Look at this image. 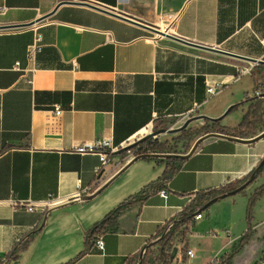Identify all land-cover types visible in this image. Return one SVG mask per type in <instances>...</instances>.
Returning a JSON list of instances; mask_svg holds the SVG:
<instances>
[{"label": "crops", "instance_id": "crops-1", "mask_svg": "<svg viewBox=\"0 0 264 264\" xmlns=\"http://www.w3.org/2000/svg\"><path fill=\"white\" fill-rule=\"evenodd\" d=\"M62 1L0 0V256L23 245L18 264L75 260L85 250L88 231L125 199L159 182L164 171L165 164L147 158L120 165L114 153L97 176L99 158L79 155L76 147L105 138L119 150L156 123L189 117L231 130L248 106L245 100L264 94V65L249 62L264 54V0ZM85 3L156 29L165 23L167 36ZM38 19L43 47L27 84L14 65L29 64L35 32L25 25ZM239 68L250 73L237 79ZM215 83L222 89L209 97L206 88ZM236 104L241 106L234 126L216 120ZM55 106L61 107L58 117ZM211 134L217 136L181 159L165 188L123 212L117 229L98 237L102 252L94 238L73 264H132L201 193L241 186L264 156V137L240 142ZM263 184L264 172L201 212L186 234L187 250L196 255L204 245L206 264L217 253L222 264L247 231L248 199ZM77 189L89 193L84 202L28 210ZM163 190L166 199L159 195ZM257 262H264V197L253 210L249 243L229 264Z\"/></svg>", "mask_w": 264, "mask_h": 264}, {"label": "trees", "instance_id": "trees-1", "mask_svg": "<svg viewBox=\"0 0 264 264\" xmlns=\"http://www.w3.org/2000/svg\"><path fill=\"white\" fill-rule=\"evenodd\" d=\"M245 102L248 103V106L244 111L240 122L234 129L227 130L225 128L220 127L218 123L214 122L210 126L209 130L206 127L201 128L202 135L209 133H219L237 139L248 140L253 139L259 134H261L264 131V101L262 98L253 97L247 98ZM240 106L241 104H236L230 107L229 113L237 110ZM132 149H136L137 152L136 157L134 159H137L139 156H142L144 154L145 158L154 160L155 156L153 155H164L166 153L164 144L157 143L156 141H145ZM189 149L190 145L187 146V151H189ZM181 162L182 161L178 159H166L165 163H163V161L158 162L159 164H165L164 171L159 182L150 183L135 195L128 197L123 202H121L115 209L105 215V217L100 222L96 223L87 233V236L85 238V250L80 253L76 259L82 257L87 252L89 242L92 239L115 231L117 229V220L123 212H125L134 205L143 204L153 193L165 188L169 180L180 169ZM263 171L264 166H262L258 170L254 180L259 177ZM253 172L254 170L247 175L243 182H246L251 177ZM234 189V185H229L218 190H209L201 193L195 203L183 209V211L171 221L172 227L170 228L169 232L166 233V235L162 236L163 230H161L155 236V238H158V241L155 244H158L159 242L161 243L157 251L158 255L160 256V259H156V257H151L150 254L152 253H149L148 255L142 258L140 264H155V262H159V264H162V262L163 264H168L170 261V253L173 249L172 242L174 236L179 235L181 241L185 242V235L188 233V229H190L194 225V217L196 214H198L201 208L213 198L228 193ZM262 197H264V184L257 188L249 197L245 211L247 231L240 239L238 246L230 253V255L222 259V264H229L233 256L249 243L252 233L253 210L256 206V203ZM23 248V245H20L18 247L15 246L7 255L6 264H18L19 254L23 250ZM185 252V248L183 247L180 250V253L183 255ZM75 260L67 264H73Z\"/></svg>", "mask_w": 264, "mask_h": 264}, {"label": "built area", "instance_id": "built-area-1", "mask_svg": "<svg viewBox=\"0 0 264 264\" xmlns=\"http://www.w3.org/2000/svg\"><path fill=\"white\" fill-rule=\"evenodd\" d=\"M3 9H0L2 11ZM32 30L35 32L34 40L31 45L28 46L27 48V59L29 64L25 68H20L19 63H16L14 65V69L18 72H20L21 77H24L26 79L27 84L32 83V75L34 72L37 70V66L35 65L36 58L38 54L42 50V37L38 32V29L41 27L40 22L34 23L31 25ZM165 33V32H164ZM263 47L264 44L262 43ZM260 61H264V54L259 59ZM250 73V69H237V74L236 78L240 79L244 77L245 75ZM222 89V84L221 83H215L212 85L207 86L206 88V93L209 97H214L217 95V93ZM53 114L58 117L61 115V107L60 106H55L53 108ZM149 133H151L149 131ZM148 134V133H147ZM145 134V135H147ZM144 135V136H145ZM143 137V136H142ZM157 136H152L150 139L146 141H155ZM117 149L113 148L110 141L105 138H98L93 140L92 142L89 143H83L76 147L74 150L77 154L79 155H87V154H92L96 155L99 158V165L95 169V175H100L103 173L105 168H107L110 164V159L112 155L115 153ZM149 154V153H148ZM145 158L144 154L142 156H139L137 159H142ZM132 158L131 160H133ZM89 193H85L84 191L81 192L79 189H77L72 195L65 197L62 200H52L48 199L42 203H39L35 207H28V210H33V209H39L42 212L46 211L47 209H50L52 207L64 204V203H70V202H84L85 198L88 197ZM159 195L161 198L166 199L168 197V193L166 191H160ZM201 213L196 214L194 217V221H197L201 218ZM172 224H168L165 229V233H168L169 229L171 228ZM95 247L99 251H103L104 249V244L101 238H97L95 241ZM148 248L149 247H144L141 251L142 257L146 256L148 253ZM185 257L189 260H192L195 258V252L192 250H187L185 252ZM221 261L220 254L217 253L214 255L212 260L210 261V264H219ZM170 262V261H169ZM7 263V257H2L0 256V264H6ZM155 264H159V262H155ZM255 264H264V262H257Z\"/></svg>", "mask_w": 264, "mask_h": 264}, {"label": "rangeland", "instance_id": "rangeland-1", "mask_svg": "<svg viewBox=\"0 0 264 264\" xmlns=\"http://www.w3.org/2000/svg\"><path fill=\"white\" fill-rule=\"evenodd\" d=\"M164 26H166L165 23H161L158 26L159 28H157V29L161 32H165ZM262 99L264 101V98H262ZM239 108L237 110L229 113L225 117L224 123L226 125L232 127L236 124L237 116H239V113H238ZM202 127H206L209 130L210 123H207L206 121H204L202 117H200V118L189 117L186 120H183L179 123H171V122L156 123L150 132H155V131H160V130L165 131V132L159 134L155 140L157 143L164 144L165 149H166V153L164 155H167V154H169V155L170 154L171 155H185L189 152V151H187L188 145H190V148H191L196 140L207 135V134L202 135V131H201ZM227 130H230V129L227 128ZM209 134H211V133H209ZM133 142H135V141H133ZM136 153H137L136 149L135 150L130 149L129 151L122 153L119 156L120 157V162H119L120 165H123L126 162H128L129 160H131L132 158H135ZM155 155H158V154H155ZM165 160H166L165 158L156 156L153 161L158 163L160 161L164 162ZM235 188H237V187H235ZM165 229H166V227H165ZM165 229H163L162 236L166 235ZM157 239L158 238H156V240ZM185 239H186V235H185ZM155 243L156 242H153V244L151 246H149L147 253L148 254L152 253V254H150L151 257H156V259H160V256L158 255L157 251H158L161 243L160 242L158 244H155ZM172 245H173V247H177L179 249V252L183 247L185 248V251H187V247L184 244V242L181 241V238L179 235L174 236ZM200 247L202 250L199 249V251L195 255L194 259H192V260H189L187 258L184 259V254L182 255L179 253L180 254L179 258L176 257L173 261L169 262L168 264H206L207 258L209 256L207 248L204 245H201ZM137 262H138V259H136L132 264H137ZM162 264H163V262H162Z\"/></svg>", "mask_w": 264, "mask_h": 264}, {"label": "water", "instance_id": "water-1", "mask_svg": "<svg viewBox=\"0 0 264 264\" xmlns=\"http://www.w3.org/2000/svg\"><path fill=\"white\" fill-rule=\"evenodd\" d=\"M70 2H72V1H69V0H64V1H62V3H70ZM75 2H78V1H75ZM85 4H86L87 6H91V7L95 8V9H97V10H99V11L105 12V13H107V14H109V15H112V16H115V17H118V18H120V19H123V20L129 21V22H133V23H136V24H140V25L144 26L146 29H148L149 31H151L152 33H154L155 35H158V36H167L166 32H165V33H164V32H161V31H159L158 29H156V28H154V27H152V26L145 25V24H143V23H139V22H137V21H134L133 19H129V18H127V17H125V16H122V15H120V14H118V13H115L114 11H110V10H108V9H103V8L98 7V6L91 5V4H89V3H85ZM42 20H43V19H38L36 22H40V21H42ZM31 25H32V24H30V25H25V27H28V26H31ZM171 38L180 41L179 39H176V38H174V37H171ZM180 42H183V41H180ZM206 50L213 51V52H215V53H219V54H223V55H227V53H224V52H222V51L215 50V49H206ZM249 62H251V63H253V64L264 65V61L262 62V61H260V60H249ZM262 96H263V98H264V94H262ZM229 109H230V108H228V109H227V110H226V111H225V112H224V113H223L218 119H216V120H221V119L225 118V117L229 114ZM202 118H204V117H202ZM214 121H215V120H214ZM163 132H165V131H164V130H160V131H155V132L148 133L147 135H145V136L139 138L138 140H136L135 142H132V143H130L129 145H127V146H125V147H122L121 149L115 151V154H116V155H120V154H122V153H124V152H127V151H129L130 149L134 148L135 146H137V145H139V144L145 142L146 140L150 139L152 136H158L159 134H161V133H163ZM213 136H217V135H216V134H207V135H205V136L199 138L198 140H196V141L194 142V144L192 145V147L190 148L189 152H188L186 155H171V154L169 155V154H167V155H153V156H155V157H156V156H157V157H162V158H165V159H178V160H181V159H184V158H185L186 156H188L189 154L193 153V152L197 149L198 145L200 144V142H201L202 140H204V139H206V138H208V137H213ZM262 137H264V131H263L260 135H258L257 137H255V138H253V139H248V140L237 139V140L240 141V142H253V141H256V140H258V139H261ZM133 160H135V159H133ZM262 166H264V156H263V158L261 159V161L259 162V164L256 166V168L254 169V172H253V174L251 175V177H250L246 182H244L241 186L235 188L234 190H232V191H230V192H228V193H225V194H223V195H219V196L213 198L212 200L208 201V202H207V203L201 208V210L198 212V214L201 213V212H203V211H205V210H207L212 204L216 203L217 201L222 200V199H225V198H227V197L234 196V195L238 194L239 192H241L242 190H244L248 185H250V183H252V181H254V178H255V176H256V173L258 172V170H259ZM86 198H87V197H86ZM86 198H85V200H86ZM157 241H158V239L155 240L154 242H157ZM152 244H153V243H152ZM152 244L147 245L146 247H149V246H151ZM177 252H178V248H177V247H173V249H172V251H171V253H170V262L173 261V259L175 258ZM142 258H143V257H142V255H141V253H140L137 264H140V263H141Z\"/></svg>", "mask_w": 264, "mask_h": 264}, {"label": "bare ground", "instance_id": "bare-ground-1", "mask_svg": "<svg viewBox=\"0 0 264 264\" xmlns=\"http://www.w3.org/2000/svg\"><path fill=\"white\" fill-rule=\"evenodd\" d=\"M164 29H166L165 27H164ZM165 31V30H164Z\"/></svg>", "mask_w": 264, "mask_h": 264}]
</instances>
